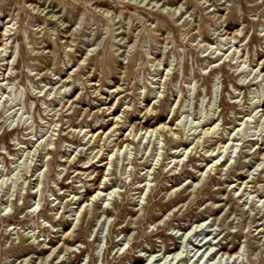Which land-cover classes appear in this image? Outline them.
I'll use <instances>...</instances> for the list:
<instances>
[{"label":"rangeland","instance_id":"obj_1","mask_svg":"<svg viewBox=\"0 0 264 264\" xmlns=\"http://www.w3.org/2000/svg\"><path fill=\"white\" fill-rule=\"evenodd\" d=\"M2 44L0 264H264V0H0Z\"/></svg>","mask_w":264,"mask_h":264},{"label":"bare ground","instance_id":"obj_2","mask_svg":"<svg viewBox=\"0 0 264 264\" xmlns=\"http://www.w3.org/2000/svg\"><path fill=\"white\" fill-rule=\"evenodd\" d=\"M4 46L5 45H0V54L2 53V52H4V50H6V48H4ZM239 51V50H238ZM9 63V62H8ZM117 118V117H116ZM116 124V123H115ZM164 127L162 124L161 125H159V126H157V127H154V128H148V129H146L145 130V133H154V132H157V130L158 129H160V127ZM98 132H101L100 130L98 131ZM98 132H95V133H93L92 134V137H94V135L96 134V133H98ZM122 142L124 143L125 142V139H122ZM124 145H126V147L129 145V144H124ZM262 149H263V147L262 146H259V154H260V156L262 157V160L264 159V152H262ZM189 150V149H188ZM178 152V150H176L175 152H174V154H176ZM179 153V152H178ZM214 152H212L211 154H210V157H213V159L211 160V164H206V166H207V169H209V168H211V170H212V167H214L215 165H217L218 166V163H219V157H220V155L221 154H218V155H214L213 154ZM184 154V153H183ZM180 156V153H179V155H177V157H179ZM208 157V156H207ZM177 161V160H176ZM179 161V160H178ZM226 162V161H225ZM225 162H223V163H221L220 165L221 166H225ZM111 163V162H110ZM176 163V162H175ZM109 164V162H107L106 163V165H108ZM261 165V164H260ZM106 177V176H105ZM105 179V178H104ZM249 182V181H248ZM247 184V182H245V181H243V182H241V184L242 185H244V184ZM100 187V190H108V186H107V183H104V185H102L101 184V186H99ZM242 187V186H241ZM87 191H91V189H89V190H87ZM245 191V190H244ZM89 193V192H88ZM107 195V194H106ZM101 196V193L98 191L95 195H94V200L96 201L98 198H101L100 197ZM94 201V202H95ZM85 205V204H84ZM204 222H206V221H204ZM196 230V229H195ZM202 231V230H201ZM199 232V231H198ZM259 234H260V232H259ZM204 241V240H203ZM208 241V240H207ZM207 241H206V243H207ZM204 244V243H203ZM201 245V244H200ZM202 246V245H201ZM222 250H223V248H222ZM179 253H180V248L178 247V248H176L175 250H173L172 251V255L173 256H179ZM181 254V253H180ZM190 254V253H189ZM222 254L223 255H225V256H228V257H230V258H235V257H237L238 256V254H239V252H232L231 250H230V248L228 249V250H226V251H223L222 252ZM148 257H151L152 259H154L155 257H156V254H155V252L154 253H150V254H148ZM172 259H174V257L172 258ZM184 260H188V258H187V256L185 257H181L180 258V260L178 261V264H179V262H181V261H184ZM157 260H155V262H156ZM147 262H148V259H146V258H144V257H141V262H140V264H147ZM154 263V262H153Z\"/></svg>","mask_w":264,"mask_h":264}]
</instances>
